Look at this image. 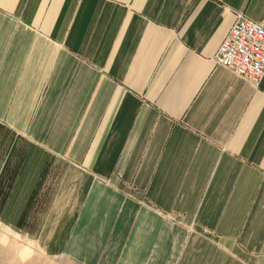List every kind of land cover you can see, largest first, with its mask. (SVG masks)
I'll return each mask as SVG.
<instances>
[{
    "label": "crops",
    "instance_id": "1",
    "mask_svg": "<svg viewBox=\"0 0 264 264\" xmlns=\"http://www.w3.org/2000/svg\"><path fill=\"white\" fill-rule=\"evenodd\" d=\"M264 0H0V219L76 264H264V75L213 55Z\"/></svg>",
    "mask_w": 264,
    "mask_h": 264
},
{
    "label": "built area",
    "instance_id": "2",
    "mask_svg": "<svg viewBox=\"0 0 264 264\" xmlns=\"http://www.w3.org/2000/svg\"><path fill=\"white\" fill-rule=\"evenodd\" d=\"M234 75L257 84L264 75V25L242 12L235 18L213 55Z\"/></svg>",
    "mask_w": 264,
    "mask_h": 264
},
{
    "label": "rangeland",
    "instance_id": "3",
    "mask_svg": "<svg viewBox=\"0 0 264 264\" xmlns=\"http://www.w3.org/2000/svg\"><path fill=\"white\" fill-rule=\"evenodd\" d=\"M0 264H76L65 257L43 255L35 243L0 219Z\"/></svg>",
    "mask_w": 264,
    "mask_h": 264
}]
</instances>
